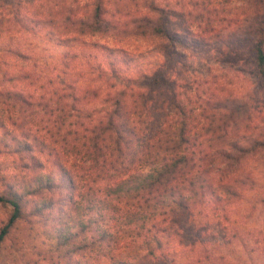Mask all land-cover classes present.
Wrapping results in <instances>:
<instances>
[{
    "label": "trees",
    "instance_id": "obj_1",
    "mask_svg": "<svg viewBox=\"0 0 264 264\" xmlns=\"http://www.w3.org/2000/svg\"><path fill=\"white\" fill-rule=\"evenodd\" d=\"M89 6L67 17L79 32L114 27L102 1ZM144 8L133 13V29L162 37L159 50L180 61L174 47L186 45L184 33L169 27L157 4ZM249 49L255 74L264 78L262 38L256 35ZM114 50L94 51L92 68L66 64L51 98L36 101L35 129L0 119V149L19 157L0 175V204L11 207L0 243L28 216L63 254L81 252L69 264H131L115 251L126 241L142 247L136 259L163 261L186 249L195 215L228 225L246 179L237 170L249 156L264 158V104L176 85L158 65L123 70ZM107 57L109 71L101 63Z\"/></svg>",
    "mask_w": 264,
    "mask_h": 264
},
{
    "label": "rangeland",
    "instance_id": "obj_2",
    "mask_svg": "<svg viewBox=\"0 0 264 264\" xmlns=\"http://www.w3.org/2000/svg\"><path fill=\"white\" fill-rule=\"evenodd\" d=\"M95 1H102L114 27L79 32L67 17L88 12ZM146 4H157V14L170 16L169 27L184 33L186 45L174 47L182 53L180 61L159 50L166 44L162 37L133 29V13L144 11ZM256 35L264 49L263 0H0V119L35 129V116L41 113L36 101L51 98L65 65L92 68V55L102 46L115 48L114 63L123 70L158 65L176 85L199 84L207 93L264 104V78L255 74L249 49ZM107 58L101 63L109 71ZM19 89L25 90L23 98L14 96ZM18 159L0 149V175L14 170ZM237 174L246 179L240 194L232 198L228 225L195 215L192 231L185 234L186 249L178 248L163 261L136 259L143 250L138 241H126L115 251L131 264H264V158L249 156ZM10 209L0 204V226ZM79 254H63L55 238L28 216L19 218L0 243V264H69Z\"/></svg>",
    "mask_w": 264,
    "mask_h": 264
}]
</instances>
